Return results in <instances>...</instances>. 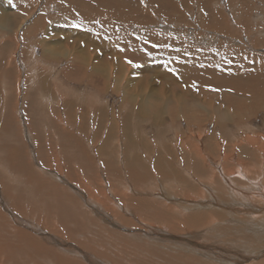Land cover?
Masks as SVG:
<instances>
[{"label": "rangeland", "instance_id": "obj_1", "mask_svg": "<svg viewBox=\"0 0 264 264\" xmlns=\"http://www.w3.org/2000/svg\"><path fill=\"white\" fill-rule=\"evenodd\" d=\"M102 67L107 73L98 71ZM96 69L95 74L105 75L104 79L89 78ZM219 76L232 85L217 88L221 84ZM173 79L186 93H192L188 94L191 101L206 102L220 112L228 113L229 106L239 100L250 103L252 108L248 105V112L261 106L253 114L245 112L247 119L232 124L220 121L228 124L226 129L218 125L216 116H207L199 125H189L184 118L172 119L168 114L157 122L150 115L149 120L136 118L132 111L134 103L141 104L160 92L166 100L179 98L180 87L174 85ZM126 93L134 99L125 102ZM125 117L131 120L128 129L136 139L150 142L152 157L156 156L151 161L143 153H148L146 147L136 148L133 156L127 154L126 133L131 137L132 134L125 129ZM192 127L201 130L195 135L202 139L192 136ZM107 137L112 142L109 151L103 146ZM246 137L253 141H243ZM217 144L226 152L221 153ZM239 146L251 152V156L243 151L239 154ZM168 148L179 152L172 159L182 175L174 174L178 183L155 178L145 183L146 180L139 179L142 184L125 175L121 164L132 167L135 154L145 159L144 165H149L161 154L167 159L163 150ZM181 148L188 149L185 153H191V160L184 159ZM196 148L207 155L204 172L198 168L201 157L199 161L195 159ZM263 160L264 0H0V188L5 184L6 191V196L0 194V206L2 203L14 207L11 213L16 217L15 230L23 229L32 235L24 236L26 239L40 238L33 233L34 226L49 235L43 238L56 237L60 231L61 239L79 246L78 238L70 239L71 235L53 222L55 214H50L49 208H39L44 203L55 208L66 183H73L85 195L89 194L93 202L103 203L94 205L102 209L100 218L95 213L91 218L85 202L72 195L74 190H69L67 196L77 207L81 224L91 227L92 236L88 234L90 240L86 245L93 247V255L104 257L110 264H198L204 255L209 262L225 263L235 255L239 241V253L250 256V263L258 264L264 261ZM238 167L247 173L245 178L235 175L240 172ZM183 169H190L189 173H195L192 176L201 179L186 180ZM28 179L34 184H28ZM18 182H24L22 190L27 191L29 199L19 198L15 190L21 188ZM86 184L92 194L84 188ZM220 191L233 197V207L217 199ZM126 192L136 199V205L121 199L120 195ZM146 192L166 194L165 198L171 201L159 204L155 210L152 206L149 212L143 209L147 200L138 203L139 196ZM17 200L29 203L26 207L15 204ZM105 206L127 219L135 218L133 223L137 225L128 223L129 229L121 231L110 222L105 223L104 217L112 214ZM119 208H129L130 215ZM212 209L222 211L221 217H216ZM54 211L57 214V208ZM138 211L142 216L144 212L151 214L150 221L141 218ZM18 215L26 221L18 219ZM137 216L141 219L138 222L145 223L138 224ZM8 219L9 216L6 222H10ZM111 219V223L117 222ZM22 234L25 233L18 232L17 238L22 239ZM181 238L201 241L209 249L194 247L180 241ZM224 239L233 245L230 250L234 253H225L229 250L222 247L226 245ZM244 240L259 245L250 250L242 246ZM41 244L51 257L75 258L64 251L68 248L58 251L44 239ZM185 244L191 246L192 259H179ZM117 249L124 257L117 254ZM236 258L235 255L232 259ZM244 259L239 262L245 264Z\"/></svg>", "mask_w": 264, "mask_h": 264}, {"label": "bare ground", "instance_id": "obj_2", "mask_svg": "<svg viewBox=\"0 0 264 264\" xmlns=\"http://www.w3.org/2000/svg\"><path fill=\"white\" fill-rule=\"evenodd\" d=\"M53 1V0H52ZM56 1V0H55ZM40 20V19H39ZM35 28H37V29H39L38 27H35ZM33 28H29L28 29V33L29 34H31L30 33V31L32 30ZM20 32V31H19ZM18 32V33H19ZM150 42V41H149ZM109 44V43H108ZM229 53V52H228ZM76 60V59H75ZM81 63H83L84 65H85V62H81ZM99 63H102V62H99ZM103 63H104V61H103ZM78 65H79V67L80 68H83V66L82 65H80L79 63H78ZM107 66V65H106ZM178 68H179V66H178ZM105 68H103L102 67V70H101V68H99L98 69V71L99 72H106L105 70H104ZM180 71L182 70V69H179ZM186 70H183V71H181L180 73H182V74H184V72H185ZM191 71V70H190ZM94 73H92L91 74V76L89 75V78H94V76L96 77V78H105V75H103V76H101V75H96L95 73H97V69H96V71H93ZM107 73V72H106ZM179 73V74H180ZM186 73V72H185ZM192 73V72H191ZM174 74L176 75V73L174 72ZM195 74V73H194ZM205 74V73H204ZM108 75H109V73H108ZM107 75V76H108ZM196 75H197V72H196ZM211 75V74H210ZM193 77H195V75L193 76ZM211 77V76H210ZM181 78H183V76H181ZM95 79V78H94ZM94 79H93V81H94ZM214 79V78H213ZM217 80L219 81V83H221V84H223V85H219V86H216L217 88H223V87H229L228 86V84H231L232 85V83H230V82H226V80H225V77H223V78H221L220 76H219V78H217ZM241 80V79H240ZM92 82V81H91ZM173 83H174V85L177 83V85H178V87H180V91H179V93L178 94H180V95H178L179 96V98H171L170 100L168 99V100H166V98H165V96H164V94L162 93V92H160L159 94H156L154 97H151V99L149 98V100L147 101H145V102H143V103H139V104H137V103H134L133 105V110L132 111H134L135 113H136V118H140V117H144V119H146V120H149L150 119V116L152 117V119H153V121L155 122H157V121H159V120H162L163 118H164V116H165V114H168L169 115V117L170 118H172V119H175V118H184V120L190 125V124H202L203 122V120L202 119H204V120H207V118L208 117H211V116H216L217 117V119H218V125H222L221 127H224L225 129H226V127H227V125H225V124H221L220 123V121H228V122H231V124H232V122H234V121H238V120H244L245 118L247 119V117H248V113H250V114H253L255 111L257 112V110L258 109H260V108H256V107H258V106H261V104H259L258 106H256V107H254V110L252 109L250 112H248V109H246V107H248L249 108V106L248 105H250V103H248V104H245L244 102H242V100H239L238 102H236L235 104H232V106H229V108H228V113L227 112H225L224 110H222V112H220V111H217L216 109H215V107L213 106V105H210V104H207L206 102H200V101H191V99H189L188 97H189V95L188 94H192V93H190V92H185V90L184 89H181V86L179 85V83L178 82H174V79H173ZM105 84V83H104ZM234 85L235 84H237V81L235 82V83H233ZM173 85V87L175 88V86ZM233 85V86H234ZM103 86V85H102ZM104 87V86H103ZM236 89H238V88H236ZM161 90V89H160ZM187 90V89H186ZM234 90V89H233ZM162 91V90H161ZM216 91V90H215ZM133 92V91H132ZM243 94V93H242ZM102 95V94H101ZM151 95V94H150ZM245 96V95H244ZM134 99V96H132V95H130V93L128 94V93H126L125 94V96H124V101L126 102L127 100H129V99ZM233 98V97H232ZM241 98V97H240ZM248 99V98H247ZM100 100V99H99ZM126 104H129V103H126ZM213 104V103H212ZM250 107H251V105H250ZM252 108V107H251ZM219 109V108H218ZM82 111V110H81ZM91 111V110H90ZM89 112V111H88ZM191 112V113H190ZM245 112H248V113H245ZM139 113V114H138ZM199 113H201V114H199ZM245 113V114H244ZM134 113H132V115H133ZM197 114H199V115H197ZM240 114V115H239ZM130 115H131V113H130ZM131 115V116H132ZM150 115V116H149ZM99 116H100V118H102L103 117V114L102 113H99ZM115 116V115H114ZM128 116V115H127ZM130 116V117H131ZM138 116V117H137ZM200 116V117H199ZM208 116V117H207ZM138 118V119H139ZM151 119V120H152ZM116 120V119H115ZM141 120V119H140ZM130 119L129 118H127V117H125V124H126V130H127V132H130L131 133V131L128 129L129 128V124H130ZM142 121V120H141ZM115 122V121H114ZM240 122V121H239ZM234 124V123H233ZM158 125V124H157ZM217 125V124H216ZM236 125V124H235ZM234 125V126H235ZM237 127V126H236ZM224 128L222 129V130H224ZM229 128V127H228ZM231 128V127H230ZM164 129V128H163ZM192 129V132H193V135L192 136H194L197 132H200L201 130L200 129H197V128H194V127H192L191 128ZM220 129V128H219ZM203 130V129H202ZM205 131V130H204ZM206 133V132H205ZM215 133H216V130H215ZM132 134V133H131ZM192 134V133H191ZM204 134V133H203ZM218 134V133H217ZM259 134V133H258ZM126 135H127V137H126V142H127V148H128V151H127V154L129 155V156H133L134 155V152H135V149L136 148H139V147H143L144 149H145V147L147 148L146 150H147V152L148 153H146V151H144V150H142V151H144L143 153L144 154H147V157H150V161L152 160V154L154 153V151L150 148V142L149 141H145V140H141V139H136V136H135V134H132V137H131V135L129 134V133H126ZM205 135V134H204ZM207 135V134H206ZM196 137H198V138H201L202 136H200V135H198V136H196L195 135V138ZM111 138H113L112 136H111ZM136 139V140H135ZM202 139V138H201ZM30 140V139H29ZM215 140V137L213 138V141ZM228 140V139H227ZM246 140H251V141H253V139L252 138H249V137H246L245 139L243 138V141H245L246 142ZM105 142H104V149H106L107 151H109V148H110V146H111V139L109 138V137H107V139L106 140H104ZM176 141V140H175ZM196 141V140H195ZM222 141V140H221ZM81 142V141H80ZM180 142V141H179ZM248 142V141H247ZM79 143V142H78ZM78 143H76V144H78ZM197 143V141L195 142V144ZM207 143V142H206ZM33 144V143H32ZM81 144V143H80ZM82 144H83V142H82ZM245 144V143H244ZM248 144V143H247ZM149 145V146H148ZM210 145V144H209ZM134 146H136V147H134ZM166 146H167V144H166ZM169 146V145H168ZM171 146V145H170ZM211 146H213V145H211ZM217 147H219L220 148V152L222 153V151H224V152H226V150H225V148H222V147H220V145L218 146V144L216 145ZM243 146V145H242ZM69 147V146H68ZM81 147V146H80ZM79 147V148H80ZM134 147V148H133ZM183 147V146H182ZM246 147V146H245ZM253 147V146H252ZM112 148L113 147H111V150H112ZM233 148V147H232ZM236 148V147H235ZM238 148V147H237ZM163 149V148H162ZM82 149H80V151H81ZM103 150V149H102ZM181 150H184V159L185 160H191L190 158H188L189 156H192L191 155V153H188L187 155H186V153H185V151H188V149H185V148H181ZM193 150V149H192ZM216 150V149H215ZM114 151V150H113ZM230 151V150H229ZM241 151H243L245 154H247L248 156H251V152H248L247 150H244L243 149V147H240L239 146V149H238V153L240 154V152ZM41 152V151H40ZM85 152V151H84ZM163 152L164 153H167V159L165 158L166 156H163L161 153H159V154H161L160 156H158L157 157V160H155V162L153 163H151V164H149V165H144L145 163H143L144 161H145V159L144 158H138L137 156V154H135L136 156H134L133 157V161H134V164H133V166L132 167H129V166H127L126 164H121V166L123 165V171H124V173H125V175H127L129 178H135V180L136 181H138V182H141L142 184L145 182V183H149L148 181H152L151 179H154L155 178V180H159V181H162V182H169V183H171V181H174V183H178L175 179V177H174V174H176L178 177H182V175H181V173H180V170H179V167L177 168H175L174 166H173V158L175 157V155L177 154V155H179V152H178V150H174V148H168V150L167 149H165V151L163 150ZM232 152H234V149H233V151ZM142 153V154H143ZM193 153H194V156H195V159H197L198 161H199V158H200V162L201 163H198V168H200L203 172L205 171V166L207 165L206 163H207V160L205 159V158H207V155L206 156H204V155H202V152L201 151H199L197 148H196V150H193ZM219 153V152H218ZM78 154V153H77ZM83 154V153H82ZM49 155V154H48ZM86 155V154H85ZM84 155V156H85ZM113 155V154H112ZM176 155V156H177ZM228 155V154H227ZM231 155V154H230ZM233 155V154H232ZM57 156V155H56ZM75 156V155H74ZM74 156L72 157V158H74ZM243 156V155H242ZM242 156H240V157H242ZM105 157H107V156H105ZM113 157V156H112ZM156 157V156H155ZM154 157V158H155ZM199 157V158H198ZM219 157V156H218ZM230 157V156H229ZM260 157H262V156H260ZM61 158V157H60ZM81 158V157H80ZM108 158V157H107ZM153 158V159H154ZM231 158V157H230ZM244 158V157H243ZM89 159V158H88ZM99 159H101V158H99ZM84 160V159H83ZM141 160H143V161H141ZM222 160V159H221ZM227 160V159H226ZM96 161V160H95ZM103 161V160H102ZM106 161V160H105ZM154 161V160H153ZM198 161H196V162H198ZM264 161V160H263ZM57 162V161H56ZM55 162V163H56ZM60 162V161H59ZM97 162H98V160H97ZM104 162V161H103ZM107 162V161H106ZM193 162V161H192ZM58 163V162H57ZM76 163H77V161H76ZM85 163V162H84ZM99 163V162H98ZM102 163V162H101ZM64 164V163H63ZM81 164V163H80ZM97 164V163H96ZM109 164V163H108ZM111 164V163H110ZM238 164V163H237ZM1 165V164H0ZM59 163H58V168H59ZM61 165H62V163H61ZM106 165V164H105ZM217 165H218V162H217ZM63 166V165H62ZM192 166H193V163H192V165H191V168H192ZM48 167H51V165L49 166L48 165ZM48 167H45V168H48ZM112 167V166H111ZM114 167H115V165H114ZM142 167H145L144 169L142 168ZM221 167V166H220ZM102 168V167H101ZM138 168V169H137ZM194 168H196V169H198L196 166H194ZM233 168V167H232ZM239 168V170H240V172H238V173H236L235 175H238L239 177H243L244 176V178H245V176H246V174L247 173H242V172H244V170L242 171V169L240 168V167H238ZM50 169V168H49ZM119 169H120V166H119ZM182 169V168H181ZM195 169V171L197 172V170ZM231 169V168H230ZM55 170V169H54ZM53 170V172H55ZM84 170V169H83ZM99 170V169H98ZM104 170V169H103ZM139 170V171H138ZM184 171H185V173H184V175H185V179L186 180H188L189 181V178H193L194 180H195V178H200V177H195V176H192V174L194 173L192 170V174L191 173H189L190 172V169H183ZM80 171V170H79ZM120 171V170H119ZM123 171L120 173L119 172V174L121 175L122 173H123ZM200 171V170H199ZM198 171V172H199ZM219 171L220 172H222V167L219 169ZM224 171V170H223ZM242 171V172H241ZM60 172V171H59ZM105 172V171H104ZM231 172V171H230ZM62 173V172H61ZM77 173V172H76ZM65 173H63V175H64ZM114 174V173H113ZM118 174V175H119ZM195 174V173H194ZM199 174V173H198ZM229 174H231V173H228V175ZM57 175H59V174H57ZM69 175V174H68ZM79 175V174H78ZM115 175V174H114ZM200 175V174H199ZM66 176H67V174H66ZM66 176H65V178H66ZM233 176V175H232ZM14 177V176H13ZM54 177V176H53ZM64 177V176H63ZM69 179H71V177L70 176H67ZM99 177V176H98ZM102 177V176H101ZM17 178V177H16ZM89 178H91V177H89ZM100 178V177H99ZM20 179V178H19ZM79 179V178H78ZM139 179L141 180H146V181H144V182H142V181H139ZM197 179V180H198ZM201 179V178H200ZM63 180V179H62ZM67 180V179H66ZM80 181H81V179H79ZM169 180H171V181H169ZM197 180H195V181H197ZM9 181H11L10 179H8V182ZM28 181V184L29 183H33L34 184V182L32 181V180H27ZM78 181V180H77ZM92 181V180H91ZM99 181H101V178H100V180ZM103 181V180H102ZM193 181V180H192ZM16 182V181H15ZM82 182V181H81ZM243 182H244V180H243ZM22 183H24V182H22ZM21 182H18L17 184H20V187L21 188H18V189H16L15 188V190H16V193L20 196L19 198H28L29 199V197H28V193H27V191L24 189V190H22V186H21V184H22ZM80 183V182H79ZM101 183V182H100ZM133 183V182H132ZM45 184V183H44ZM238 184V183H237ZM240 184H242V183H240ZM66 185L67 186H69V187H71L72 185H73V183H72V185H71V183L69 184H67L66 183ZM92 185V184H91ZM130 185V184H129ZM40 187H42V188H44V186L42 185V184H40L39 185ZM65 186V185H64ZM66 186V187H67ZM77 186V185H76ZM82 186V185H81ZM84 186V185H83ZM102 186V185H101ZM110 186H112V185H110ZM136 186V185H135ZM65 187V189H63V191H62V193H60V197L58 198V199H56V202H57V205L55 206V208H53V207H47L48 205H46L45 203H44V207L43 206H39V208H43V210L44 211H47V209L49 208V213L51 214V213H54L55 214V218H53L52 220H53V222H57V224L59 225H61V227H63L64 229H65V231H66V233H68L69 235H71V238L70 239H73V237L76 239V238H78L76 241L79 243V246L78 245H76V244H70L68 241H65V239H61V234H59L60 233V231H59V233H58V231L57 230H52L54 233H58V236H60V237H58V236H56L55 237V235H53V236H51V237H49L48 239H46V238H43V236H49V235H45V232H42L41 233V230L39 229V230H37V229H35L34 228V226H33V233H35V234H37L38 236H40V238H36V240H34V239H26V237H24V236H28V237H32V235H29V234H26V230H23V229H16L15 230V225H14V223H15V220H16V217H15V213H11V211H12V208L14 209V207L12 206V208L10 207V206H7L6 204H2L1 203V206H0V214H2V216L0 217V264H110V262L108 261V262H106L107 260L104 258V257H100V255H93L92 254V251H93V247L91 246V245H86V244H88V240H90L89 239V237H88V234L90 235V236H92L91 235V232H90V228L91 227H89V225H86V224H81V221L80 220H78V210H77V207L73 204V203H71L70 201H68L67 199V196H68V194H69V190H74V192H72V195L74 194L76 197H78L79 199H80V201L82 202H85V204H86V207H88L89 208V211H90V215H91V218H92V215H93V213H95L96 214V216H99V218H100V216H101V210H99V208L97 207V206H94V205H96L97 203L98 204H103V203H100V202H93V198L89 195V194H87L86 193V195L84 194V192L83 191H81L80 189L78 190V188H76L75 186H72V189H67ZM104 187V186H103ZM109 187V186H108ZM86 190H88L87 192H90L91 193V191H89V185L88 184H86L85 185V187H84ZM101 188V187H100ZM104 188H106V187H104ZM92 189H94V188H92ZM113 189V188H112ZM111 189V190H112ZM263 189V188H262ZM99 190V189H98ZM42 189H40V192L42 193ZM104 191V190H103ZM108 191V190H107ZM6 191H5V184H4V186L2 185V187L0 188V194L1 195H4V196H6V193H5ZM194 192H196V191H194ZM11 193L13 194V191H11ZM95 193H96V191H95ZM98 193V192H97ZM122 193V192H121ZM127 193H129L130 194V192H126L125 193V195L123 194H121L120 195V197H121V199H122V197L123 198H125V199H128V203L127 204H130V205H136L137 204V202H136V199L133 197V196H130V195H128ZM221 193V194H220ZM220 193H219V195L217 196V199L219 200V201H221V203L222 202H224V203H226L228 206H230L231 205V207H233L234 206V204H233V202L232 201H230L231 199H233V197H230L229 195H228V193H227V195L225 194V193H223V192H221L220 191ZM92 194V193H91ZM261 194V193H260ZM70 195V194H69ZM94 195V194H93ZM118 195V194H117ZM8 196V195H7ZM101 196V195H100ZM212 196V195H211ZM105 197H107V196H105ZM139 197H141V198H139V200H138V203H141L142 201H143V199H145V200H147L148 202H147V204L145 205V207H143V209L144 208H147V210L149 211V212H151V210H152V206H153V210H155V208H157V206L159 205V204H161V205H164V203L166 202V201H171V200H168V199H166L165 197H166V194H162L161 193V195H159V194H156V193H150V192H146L145 193V195H143V196H139ZM173 197V196H172ZM263 197V196H262ZM104 198V197H103ZM112 198V197H111ZM110 198V199H111ZM114 198H115V195H114ZM100 200V199H99ZM263 200V199H262ZM261 200V201H262ZM29 201V200H28ZM100 201H102V200H100ZM109 201V200H108ZM118 201V200H117ZM121 201V200H120ZM16 202L18 203V205H23V206H26L27 207V203H29V202H25V201H23V200H17V201H15V204H16ZM67 202V203H66ZM104 202V201H103ZM234 202H236V201H234ZM112 203V202H111ZM177 204H179L178 202H176ZM11 204V203H10ZM176 204V205H177ZM17 205V206H18ZM40 205H43V204H40ZM113 205V204H112ZM175 206V205H174ZM208 206V205H207ZM106 207V206H105ZM223 207H225V206H223ZM57 208V214L55 213V211H54V209H56ZM107 208V210H109L112 214L110 215V213H109V215H107L106 217H104V215H103V217L105 218V220H104V222L105 223H109V224H111L112 226L114 225V227L115 228H117V229H119V230H121V231H123V230H125V229H129V224H133L132 226L133 227H135L137 224H134L133 222H135L136 220H135V218H133L132 219V217L130 216L128 219H127V217L125 216V215H123V214H121V216L119 215V213L118 214H116L117 212L114 210V209H112V208H109V207H106ZM114 208V207H113ZM131 208V207H130ZM136 208V207H135ZM210 208H212V207H210ZM235 208V207H234ZM69 209H71L70 211H68ZM119 209H121V211L122 212H125L126 214H128V215H130L129 214V212H130V209L129 208H126L125 210L124 209H122V208H119ZM137 210H139L140 211V208H136ZM161 209H164V208H160V210ZM230 209V208H229ZM20 210V209H19ZM42 210V211H43ZM16 211V210H15ZM63 211V212H62ZM95 211V212H94ZM113 211H114V213H113ZM137 212V213H139V216H141V218H143V219H146V220H149L150 221V217H151V214L150 215H148V212H144L145 213V216L143 215H141L140 214V212ZM240 211V210H239ZM103 212V211H102ZM212 212H213V214L216 216V217H218V218H220L221 217V215H222V211H220L219 209L218 210H214V209H212ZM230 212V211H229ZM48 213V214H49ZM64 213V214H63ZM107 213V212H106ZM230 213H232V212H230ZM104 214H105V211H104ZM233 214V213H232ZM88 214L86 213L85 214V217L86 218H88V216H87ZM8 216H9V219L8 220H10V222H6V219L8 218ZM225 216H226V212H225ZM18 217H19V215H18ZM20 217H22V216H20ZM18 218V219H21V220H25V218L24 217H22V218ZM111 217L114 219V220H116L117 222H120V225L116 222V223H111V221H113L112 219H111ZM46 218V217H45ZM49 218H50V216H49ZM102 219V218H101ZM137 222L139 221V220H141L138 216H137ZM51 220V221H52ZM26 221V220H25ZM100 220L98 219V222H99ZM123 221H127V222H123ZM114 222V221H113ZM26 223H28V222H26ZM103 223V222H102ZM102 223H101V225H102ZM129 223V224H128ZM143 223H145V221L143 222V221H140V222H138V224H143ZM35 224V223H34ZM16 225H18V224H16ZM32 225V224H31ZM57 225V226H58ZM27 226V225H26ZM53 226V225H52ZM59 227V226H58ZM235 227H233V229H234ZM108 229H109V227H108ZM135 229V228H134ZM148 229L151 231V232H153V233H155L154 232V229L153 228H151V227H148ZM236 229H237V226H236ZM59 230V229H58ZM61 230V229H60ZM105 230V229H104ZM107 230V229H106ZM110 230V229H109ZM162 230V229H161ZM213 230V228L211 229V231ZM28 231H31V230H28ZM18 232H22V233H25V234H22V239L21 238H17V233ZM32 232V231H31ZM116 232V231H115ZM53 233V234H54ZM253 233H255V231L253 232ZM163 234H165V232L163 233ZM63 235V234H62ZM81 237H84L85 239H80ZM56 238H60V239H56ZM99 238V237H98ZM46 240L50 245H52V246H54V247H56V249L59 251H61L62 249V247H65V248H68V249H65L64 251L66 252V253H68V254H70L71 256L73 255L75 258H61V257H51L49 254H48V252H47V250L43 247V245L41 244V240ZM93 239V238H92ZM221 240H223V239H221ZM92 241V240H91ZM180 241H185V242H188V241H186L185 239H183V238H181L180 239ZM96 242V241H95ZM224 242V243H223ZM222 243L223 244H226V245H223L222 247L223 248H226L227 250H229V251H226L225 253H228V254H230V253H234V251H232V250H230V249H232L233 248V245L227 240V239H224V241H223ZM240 242V241H239ZM239 242H237V244L239 243ZM83 243V245L84 246H82V245H80V244H82ZM91 243V242H90ZM188 243H190V245H192V246H194V247H200V248H204V250H207V249H209V246L208 245H206V244H201V241H199V242H193V241H189ZM19 244H21V246L19 245ZM236 244V246H235V255L240 259H243V258H245L243 261L245 262V264H255V263H250V262H252V260H250V259H248L250 256H243L242 254H240L239 253V251H238V245ZM190 245H182V248H185V249H183L184 250V252L183 253H180V251H179V259H181V260H184L185 258H187V257H189L190 259H192L193 258V256L190 254V249H191V246ZM255 245H259V243H257V242H255V241H252V240H244L243 242H242V246L244 247V248H248V249H250V250H255L256 249V247H255ZM99 247V246H98ZM212 247V246H211ZM70 248V249H69ZM104 248V247H103ZM95 249V248H94ZM46 250V251H45ZM106 250V249H105ZM116 252H117V254H121V258L122 257H124V256H122L123 255V252L121 251V250H116ZM115 252V253H116ZM96 253V252H95ZM209 254V253H208ZM235 255L233 256V255H231L232 256V258H234L235 257ZM15 256H18L17 258H15ZM102 256V255H101ZM116 257V256H115ZM208 258V256L207 255H204L203 256V258L200 260V262L198 263V264H221V263H223V264H237V261H238V263L240 264H242L243 262H239L240 260L238 259V258H236V259H232V258H227V262H222V261H212V262H209L208 260H206ZM213 258H215V257H213ZM124 259V258H123ZM235 260V261H234ZM42 263H41V262ZM124 262H126V261H124ZM131 263H135V262H131ZM189 263V262H188ZM135 264H141V263H135ZM165 264H168L167 262H165ZM258 264H264V261L263 262H259Z\"/></svg>", "mask_w": 264, "mask_h": 264}, {"label": "snow or ice", "instance_id": "obj_3", "mask_svg": "<svg viewBox=\"0 0 264 264\" xmlns=\"http://www.w3.org/2000/svg\"><path fill=\"white\" fill-rule=\"evenodd\" d=\"M129 63H131V62L129 61Z\"/></svg>", "mask_w": 264, "mask_h": 264}]
</instances>
